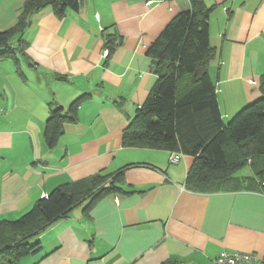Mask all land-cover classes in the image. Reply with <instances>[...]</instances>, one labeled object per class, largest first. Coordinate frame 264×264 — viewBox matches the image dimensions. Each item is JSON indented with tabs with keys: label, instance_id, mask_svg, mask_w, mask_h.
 Here are the masks:
<instances>
[{
	"label": "crops",
	"instance_id": "1",
	"mask_svg": "<svg viewBox=\"0 0 264 264\" xmlns=\"http://www.w3.org/2000/svg\"><path fill=\"white\" fill-rule=\"evenodd\" d=\"M27 1L0 0L1 31L14 29ZM77 3L63 16L52 6L30 15L9 42L15 57L0 61V222L64 183L116 174L119 190L78 202L32 238L41 250L19 264H214L221 252L264 258V192L234 186L253 177L249 168L227 188L201 192L186 185L192 157L171 163L170 152L121 143L157 80L148 49L190 0ZM203 3L212 8L216 52L208 72L227 123L264 97V0ZM107 39L115 46L108 56ZM81 96L76 121L48 148L45 120Z\"/></svg>",
	"mask_w": 264,
	"mask_h": 264
},
{
	"label": "trees",
	"instance_id": "2",
	"mask_svg": "<svg viewBox=\"0 0 264 264\" xmlns=\"http://www.w3.org/2000/svg\"><path fill=\"white\" fill-rule=\"evenodd\" d=\"M190 4L188 10L172 19L148 49L157 80L145 103L124 128L122 146L160 149L192 157L186 185L193 190L209 192L227 188L235 179L232 176L245 167L261 177L264 187V97L241 108L227 123L223 122L216 88L208 72L216 55L209 42L208 20L212 8H207L203 0H190ZM46 6L54 7L57 15L63 16L68 8L77 10L78 3L77 0H28L14 29L0 30V61L15 57L10 40L23 32L30 15ZM106 48L108 56L115 48L112 40H106ZM85 98L74 100L66 112L62 108L51 111L43 128L48 148L57 143L65 122L76 121L77 110ZM115 175H97L59 185L18 219L0 222V264H19L22 258L38 253L40 244L32 242V238L81 200L89 199L91 205L116 193L119 189L112 179Z\"/></svg>",
	"mask_w": 264,
	"mask_h": 264
},
{
	"label": "built area",
	"instance_id": "3",
	"mask_svg": "<svg viewBox=\"0 0 264 264\" xmlns=\"http://www.w3.org/2000/svg\"><path fill=\"white\" fill-rule=\"evenodd\" d=\"M105 54L107 55L106 51ZM181 157V154H172L170 156V162L178 163ZM214 264H264V258H259L254 254L247 253L221 252L214 259Z\"/></svg>",
	"mask_w": 264,
	"mask_h": 264
},
{
	"label": "rangeland",
	"instance_id": "4",
	"mask_svg": "<svg viewBox=\"0 0 264 264\" xmlns=\"http://www.w3.org/2000/svg\"><path fill=\"white\" fill-rule=\"evenodd\" d=\"M245 171H247V168L245 169ZM242 174V173H241ZM243 175V174H242ZM241 182V185L240 184H238L239 182H234V186H237V187H235V188H259L260 190H262V189H264V187L263 186H261V177H259L258 175H254L253 174V177H250L249 179H248V183H247V186L245 185L246 184V181H245V179L243 180H241L240 181ZM245 185V186H244ZM30 231V230H29ZM29 231H27V232H25L26 234H28V232Z\"/></svg>",
	"mask_w": 264,
	"mask_h": 264
}]
</instances>
